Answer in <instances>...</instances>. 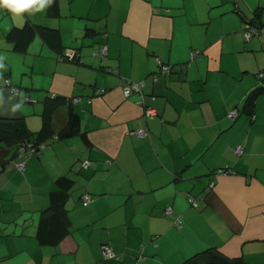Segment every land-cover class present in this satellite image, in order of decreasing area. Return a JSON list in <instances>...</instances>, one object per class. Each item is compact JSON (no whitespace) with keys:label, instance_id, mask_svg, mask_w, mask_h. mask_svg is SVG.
<instances>
[{"label":"crops","instance_id":"1","mask_svg":"<svg viewBox=\"0 0 264 264\" xmlns=\"http://www.w3.org/2000/svg\"><path fill=\"white\" fill-rule=\"evenodd\" d=\"M248 21L264 25V0H54L24 24L57 38L36 33L18 52L6 35L19 22L0 15V76L20 91L0 81V119L54 134L32 153L14 145L0 168V264H264V31L244 40ZM66 48L77 61L60 58ZM156 58L170 73L154 79ZM124 82L143 83L155 116L123 95ZM69 112L79 132L54 138ZM60 177L71 185L56 206ZM41 229L62 236L44 244Z\"/></svg>","mask_w":264,"mask_h":264},{"label":"trees","instance_id":"2","mask_svg":"<svg viewBox=\"0 0 264 264\" xmlns=\"http://www.w3.org/2000/svg\"><path fill=\"white\" fill-rule=\"evenodd\" d=\"M251 24L258 25L253 21H248ZM247 23V22H246ZM245 23V24H246ZM40 34L42 37L55 40L57 38L56 31L47 28H35L30 24L26 23L23 27H13L6 35V38L9 42H11L14 46V49L18 52H25L29 43L33 39L35 34ZM4 79L10 80L8 77L0 76V81L2 80L3 85ZM11 82V81H10ZM12 84V83H11ZM14 86V85H12ZM16 87V86H15ZM18 88V87H17ZM19 89V88H18ZM257 91H253L248 97L247 103L252 104L254 97ZM20 94V93H19ZM19 97V96H18ZM64 103V100L57 102L51 105L48 110L46 109V114L52 113L54 107L58 106L60 103ZM79 132V118L77 114L73 112H69L68 121L65 126L55 134L54 138H67ZM54 135V134H53ZM52 131L48 129L47 124L39 130L38 132L32 133L30 132L23 119H0V168H2L6 162L10 159V148L14 145L21 144V148L25 151L29 150L27 145H32L35 150L39 148L41 143H44L47 138L53 136ZM60 190L54 194H52L51 202L58 206L66 197V192L69 186L71 185V181L66 177H60L56 181ZM83 205V204H82ZM52 220L55 221L59 219L57 213L52 216ZM51 219V218H50ZM47 221V220H46ZM45 228V223L42 222V229ZM41 229L40 237L42 243L44 244H52L57 242V240L62 236V234L56 230H47L45 231ZM54 231V232H53ZM60 231V230H59ZM57 232V233H56ZM214 258H212L213 260ZM217 260V259H216ZM230 261L221 257L220 264H228ZM213 262H209L206 264H210ZM186 264H197L195 261H189Z\"/></svg>","mask_w":264,"mask_h":264},{"label":"built area","instance_id":"3","mask_svg":"<svg viewBox=\"0 0 264 264\" xmlns=\"http://www.w3.org/2000/svg\"><path fill=\"white\" fill-rule=\"evenodd\" d=\"M264 31V25L262 24H258V25H254L251 24L249 22H247L244 25V29L242 32V36L244 38V40H250L253 37H256L258 35H260L261 33H263ZM107 53V48L106 46H103L101 48H98L94 51V55L95 56H99L101 58L105 57ZM197 54V52H196ZM78 52L76 49L73 48H66L64 49V51L62 52L60 58L62 59H66L69 61H77L78 59ZM193 56V55H192ZM155 62L157 63V65L159 66V71L153 74V78L156 79L158 77V75H165V74H169L170 73V66L163 64L159 59H155ZM264 77V71H261L258 73L257 78L258 81H261V79ZM4 84L6 85V87L9 89L10 94L14 97L17 98L19 96V89L15 86H12L10 80L8 79H4ZM122 93L125 97H138L136 103L142 107H144V116L146 118H150L156 115L154 109L150 106H145L144 105V96L142 94V88H143V83L139 82V83H132V82H124L122 84ZM104 90H98L96 91V93L101 94L103 93ZM25 100L27 101L28 98H25ZM72 102H76V99H72ZM238 115V112L236 109H232L229 113H228V118L230 119H234L236 118V116ZM133 134L138 137V138H144L147 136V131L145 129H136L132 131ZM28 149L27 152H35V148L32 145H27ZM235 155H240L243 152V146L242 145H237L234 150H233ZM90 160L86 159L84 161L81 162V166L83 168H87L90 166ZM15 166L17 168V170L20 173H23L25 170V164L22 162H16ZM219 173H225L223 169H219L217 170L216 174ZM212 183L208 185V190L212 187ZM206 189V190H207ZM91 200V197L89 194H84L82 196V204L83 206H86ZM189 204L192 207H196L198 205V199L195 197H189L188 199ZM164 215L170 216L173 218V223L174 225H180L181 224V217L180 216H176L173 214L172 209L170 207H166V209L164 210ZM103 249V256L105 258H112V259H117L116 255L114 254L112 248L109 245H103L102 246Z\"/></svg>","mask_w":264,"mask_h":264},{"label":"clouds","instance_id":"4","mask_svg":"<svg viewBox=\"0 0 264 264\" xmlns=\"http://www.w3.org/2000/svg\"><path fill=\"white\" fill-rule=\"evenodd\" d=\"M53 2L54 0H0V15L7 12L14 21L19 22L17 27H23L26 15L35 16L38 13H46ZM6 60L7 57L0 55V73L7 68ZM21 106L22 102L13 105V111L19 110Z\"/></svg>","mask_w":264,"mask_h":264}]
</instances>
